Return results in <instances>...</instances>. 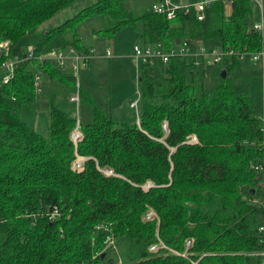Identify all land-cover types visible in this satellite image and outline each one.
I'll return each mask as SVG.
<instances>
[{
  "label": "trees",
  "instance_id": "1",
  "mask_svg": "<svg viewBox=\"0 0 264 264\" xmlns=\"http://www.w3.org/2000/svg\"><path fill=\"white\" fill-rule=\"evenodd\" d=\"M80 1L0 0V40L9 42L0 67L25 56L17 45L22 37ZM132 1L94 0L46 32L37 51L102 17L98 33L108 38L130 26L146 46L216 42L226 78L207 88L206 72L191 57L171 58L163 80L143 64L142 111L139 101L131 107L135 123L103 114L80 83V102L90 103L95 116L80 123L77 146L71 138L77 120L53 103L48 136L21 118L38 100L33 67L59 81L68 101L77 91L75 75L29 60L8 83L0 78V264H113L110 234L116 244L129 243L130 264H247L249 256L264 264V120L229 77L244 55L264 50V34L252 31L256 3L217 0L199 20L198 0L175 8L173 19L153 9L166 0H149L140 15L127 8ZM77 155L87 158L82 171L73 169ZM149 213L155 216L147 219ZM160 244L165 248L150 251Z\"/></svg>",
  "mask_w": 264,
  "mask_h": 264
},
{
  "label": "rangeland",
  "instance_id": "2",
  "mask_svg": "<svg viewBox=\"0 0 264 264\" xmlns=\"http://www.w3.org/2000/svg\"><path fill=\"white\" fill-rule=\"evenodd\" d=\"M167 1L175 7L192 4V0ZM93 2L94 0H81L72 5L57 15L54 20L27 33L18 42V47L25 52L30 47H37L46 32L71 19L81 9ZM149 3V0L132 1L127 8L135 15H140L149 6ZM261 14L262 12L258 8L255 22L260 20ZM104 27L105 23L102 17L88 18L77 24L74 29L48 41L42 49L43 51L63 52L69 58L66 61L67 63H63L60 67L62 69L66 68L69 74L75 75L87 95L103 114L117 119L123 117L124 113L126 116L128 115L129 122L135 123L138 119L134 114L135 112L130 110L129 104L132 101H139V110L142 111L138 79L143 64L138 65L137 60L133 57V49L136 44H144L137 31L130 26L123 28L112 38H108L101 32L98 33ZM184 41L188 43L187 49L190 54H200L201 49L205 51L220 49V45L216 42H191L190 39L176 41L174 47L179 50ZM2 44L3 41L0 40V51ZM196 44H199L197 48H195ZM70 48L73 49V52H70ZM125 54H128L132 59L124 58L123 55ZM76 58L81 59L79 65H76ZM179 58L175 57V59ZM198 67H202L206 72L205 86L207 88L216 87L220 83L223 72L221 65L204 57L199 59ZM151 69L157 80H163L168 76L166 64L162 60H155V63L151 65ZM32 70L37 80L38 100L34 106L21 110L22 120L48 136L51 125L50 111L53 103L55 106L67 111L79 123L87 124L94 121V107L90 103L85 100L76 105L69 103L67 92H65L59 81L51 79L45 73H40L35 67ZM229 77L238 94L246 93L251 96L254 114L259 113L264 118L263 62L254 61L252 55L246 54L243 56L241 65L232 70ZM165 86L166 83L164 82L162 90L157 91L158 95L164 92ZM119 113L120 116H118ZM86 159L77 155L74 163L81 162L84 165ZM73 169L75 170L74 164ZM147 188L148 186L145 185L144 189L148 190ZM106 249H109L107 260H112L113 264H130V246L128 242L122 241L117 243L115 247L110 248L106 241ZM247 264H258V257H247Z\"/></svg>",
  "mask_w": 264,
  "mask_h": 264
},
{
  "label": "built area",
  "instance_id": "3",
  "mask_svg": "<svg viewBox=\"0 0 264 264\" xmlns=\"http://www.w3.org/2000/svg\"><path fill=\"white\" fill-rule=\"evenodd\" d=\"M217 0H202L195 4V7L197 8L198 12V19L202 20L204 18V10L205 7L210 4L211 2H214ZM257 7L260 8V11L262 12L260 20L258 22H255L252 26V31L264 34V0H253ZM180 7V6H179ZM178 8L173 6L169 1L166 0V3L164 4H154L153 9L155 12L158 13H167V16L169 19L175 18V11L174 9ZM188 43L186 41L182 42V45L179 50H177L175 47H172L171 49H166L163 47L162 44H157L156 46H149V45H139L136 44L133 49V57L137 60L138 65L140 63L142 64H149L153 65L155 63V60L159 59L162 60L163 63H168L171 58L175 57H191L196 60V64L199 63L200 58H209L213 63L219 64L223 57V52L221 49H214L210 51H205L201 49L200 54H190L187 49ZM9 49V42H3L1 50L4 51L5 54H8ZM70 52H73V49L70 48ZM252 55V58L254 61H262L263 62V68H264V50L256 53H250ZM67 58L63 52H57V51H41L38 52L36 47H30L26 53L25 56H16L14 58H8L5 60L1 67H0V78L4 83H8L9 80L13 77L15 70L17 67L29 60H36L40 63H52L58 66H61L63 63L67 61ZM80 58H76V65L80 64ZM87 61V60H85ZM78 80V79H77ZM80 81H77V91L75 94H73L70 97V101L76 104L80 103V95H79V87H80ZM138 102H134L131 104V107L137 108ZM264 120V118H263ZM167 126L165 125V128ZM71 138L73 142L77 145L82 139L83 135L80 130V123L78 122L77 127L73 130L71 134ZM191 142H196V138L192 137ZM74 168L77 171L83 170V163L77 162L74 163ZM106 175L111 176L114 175L112 170H104L103 171ZM146 186H148L147 189H149L151 186H153L151 183H148ZM56 211L54 212L53 216H55ZM154 213H149L147 215V219H151L154 217ZM107 229V228H106ZM107 242L108 247L112 248L115 247L116 242L112 234L107 236ZM191 246V241H187V247L189 248ZM165 248L164 244H160L159 246H152L150 247L151 252H158L160 249ZM259 255L264 256V252L260 253ZM194 264H198V262H194Z\"/></svg>",
  "mask_w": 264,
  "mask_h": 264
},
{
  "label": "crops",
  "instance_id": "4",
  "mask_svg": "<svg viewBox=\"0 0 264 264\" xmlns=\"http://www.w3.org/2000/svg\"><path fill=\"white\" fill-rule=\"evenodd\" d=\"M156 4H157V3H156ZM182 6H183V5H182ZM58 15H59V14H58ZM54 19H55V18H54ZM54 19H53V20H54ZM42 26H43V25H42ZM40 27H41V26H40ZM198 46H199V44H196V45H195V48H197ZM124 56H125V57H124ZM123 57H124V58H128V59H132V58H130V56H129L128 54L123 55ZM66 63H67V62H66ZM65 70H66V72H68L66 68H65ZM67 101H68V98H67ZM68 102L71 103L70 101H68ZM133 102H135V101H132V102L129 104V108H130V110H133V112H135V110L132 109L131 106H130ZM117 108H118V107H117ZM131 112H132V111H131ZM122 113H123V112H122ZM135 113H136V112H135ZM135 113H134V114H135ZM135 115H136V114H135ZM118 116H120V113H119ZM110 117H112V116H110ZM112 118L115 119V120L121 121V122H128V121H129V119H128V115L126 116V114H124V113H123V117H121V118H117V119L114 118V117H112Z\"/></svg>",
  "mask_w": 264,
  "mask_h": 264
},
{
  "label": "water",
  "instance_id": "5",
  "mask_svg": "<svg viewBox=\"0 0 264 264\" xmlns=\"http://www.w3.org/2000/svg\"><path fill=\"white\" fill-rule=\"evenodd\" d=\"M226 76H227L226 72L223 71V72H222V77H223V78H226ZM103 257H104V256H103Z\"/></svg>",
  "mask_w": 264,
  "mask_h": 264
},
{
  "label": "clouds",
  "instance_id": "6",
  "mask_svg": "<svg viewBox=\"0 0 264 264\" xmlns=\"http://www.w3.org/2000/svg\"><path fill=\"white\" fill-rule=\"evenodd\" d=\"M136 102V101H135ZM138 102V101H137ZM134 103V102H133Z\"/></svg>",
  "mask_w": 264,
  "mask_h": 264
}]
</instances>
